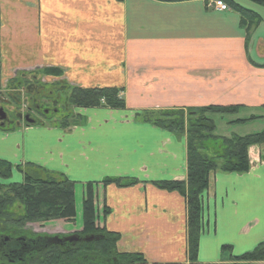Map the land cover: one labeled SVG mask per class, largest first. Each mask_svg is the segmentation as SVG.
<instances>
[{
  "label": "crops",
  "instance_id": "obj_1",
  "mask_svg": "<svg viewBox=\"0 0 264 264\" xmlns=\"http://www.w3.org/2000/svg\"><path fill=\"white\" fill-rule=\"evenodd\" d=\"M234 1L259 16L250 31L236 9L220 10L211 0H0V87L18 73L56 67L67 84L123 87L126 104L75 108L82 123L67 129L44 123L0 130V159L13 164L8 179L15 173L22 182L16 165L31 162L73 181L79 230L92 182L96 208L110 209L96 223L119 233L118 251L187 263L186 200L153 184L186 178L185 136L135 114L240 105L238 118L264 117V4ZM248 154V171L210 175L201 198V263L264 264L231 260L264 241V160L258 146ZM105 177L137 182L104 185ZM47 222L60 233L72 224Z\"/></svg>",
  "mask_w": 264,
  "mask_h": 264
},
{
  "label": "trees",
  "instance_id": "obj_2",
  "mask_svg": "<svg viewBox=\"0 0 264 264\" xmlns=\"http://www.w3.org/2000/svg\"><path fill=\"white\" fill-rule=\"evenodd\" d=\"M240 13L241 25L250 31L259 21V16L234 0H223ZM264 4V0H254ZM42 76H60L62 71L56 67H44L36 71ZM11 83L14 80L10 81ZM68 104L75 108L105 107L125 109L122 95L123 87L116 86H68ZM240 105H205L198 107H173L158 110H141L135 117L153 123L163 129L179 133L186 140V178L184 180H158L153 184L160 189L177 191L186 200L187 209V263H151L140 252L118 251L116 243L119 233L99 227L96 221L100 212L95 206L92 182L86 184L82 199V242L67 251L57 247L49 250L33 251L28 264H205L197 260L199 236L201 231V198L210 187V175L215 172L243 173L251 166L248 150L250 146L260 148V159L264 160V128L239 135L216 134L215 114H233ZM43 113V117H46ZM72 123L67 122L69 114L53 121V125L69 128L82 123L79 115ZM251 115L231 119L228 122L243 123L261 118ZM28 122H26L27 124ZM44 124V120L37 121ZM36 123V124H37ZM3 131L11 130V128ZM13 164L0 159V176H11ZM23 174L22 182L0 183V238L25 234L23 226L29 222L75 218L74 182L60 173L35 165L31 162L16 165ZM137 182L134 178L105 177L102 183H115L117 186H129ZM110 209L102 206V215ZM1 242V240H0ZM230 245H223L222 251H230ZM232 261H264V241ZM0 264H12L0 259Z\"/></svg>",
  "mask_w": 264,
  "mask_h": 264
},
{
  "label": "rangeland",
  "instance_id": "obj_3",
  "mask_svg": "<svg viewBox=\"0 0 264 264\" xmlns=\"http://www.w3.org/2000/svg\"><path fill=\"white\" fill-rule=\"evenodd\" d=\"M47 76L55 77L57 80H47L44 78L45 76L34 72L29 74L18 73L4 82L0 87V109L5 112L6 118L0 119L1 131H3V129H1L2 127L7 129L11 127L14 128L16 125H26L28 121L24 119L25 115H28L33 120V122H28L27 124H36L37 121L44 120L45 124L53 125V121L67 114H69L67 122H73L75 118L70 115H74L75 107L70 106L67 101L69 84L59 79L62 74L60 76ZM12 80H14L13 83L10 82ZM43 113L44 115L47 114V116L43 117ZM241 116L242 115L239 113L213 115L212 117H214L216 123L215 133L225 135L231 133L247 134L264 128V117L248 120L243 123L228 122L231 119ZM16 181L18 182L20 180L14 173L11 179L7 178L3 180L2 183ZM2 192V189H0V194ZM97 209L102 213L101 206H98ZM71 223V225L65 226L63 234L79 230V228H77L79 224L78 218L77 220H72ZM22 229L25 233H30L32 235H38L39 233L60 234V228H57L55 224L51 222L45 224L44 221L26 223Z\"/></svg>",
  "mask_w": 264,
  "mask_h": 264
},
{
  "label": "flooded vegetation",
  "instance_id": "obj_4",
  "mask_svg": "<svg viewBox=\"0 0 264 264\" xmlns=\"http://www.w3.org/2000/svg\"><path fill=\"white\" fill-rule=\"evenodd\" d=\"M24 119H32L28 115ZM7 121V120H6ZM5 121V122H6ZM85 239L79 231H72L67 234H19L13 237L0 238V259L10 261L12 264H28V258L33 251L40 249L49 250L57 247L62 251H67L71 246L74 247Z\"/></svg>",
  "mask_w": 264,
  "mask_h": 264
},
{
  "label": "built area",
  "instance_id": "obj_5",
  "mask_svg": "<svg viewBox=\"0 0 264 264\" xmlns=\"http://www.w3.org/2000/svg\"><path fill=\"white\" fill-rule=\"evenodd\" d=\"M211 5L220 10H227L229 8V6L223 0H211Z\"/></svg>",
  "mask_w": 264,
  "mask_h": 264
},
{
  "label": "water",
  "instance_id": "obj_6",
  "mask_svg": "<svg viewBox=\"0 0 264 264\" xmlns=\"http://www.w3.org/2000/svg\"><path fill=\"white\" fill-rule=\"evenodd\" d=\"M4 118H6V114H5V112L2 110V109H0V119H4ZM27 120V119H26ZM28 122H33V120L32 119H30V120H27Z\"/></svg>",
  "mask_w": 264,
  "mask_h": 264
}]
</instances>
